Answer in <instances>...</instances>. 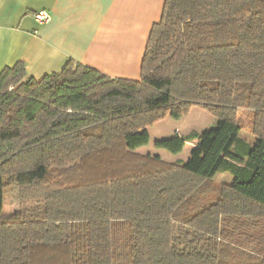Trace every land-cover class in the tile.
Wrapping results in <instances>:
<instances>
[{
    "label": "trees",
    "instance_id": "16d2710c",
    "mask_svg": "<svg viewBox=\"0 0 264 264\" xmlns=\"http://www.w3.org/2000/svg\"><path fill=\"white\" fill-rule=\"evenodd\" d=\"M199 106L216 127L156 140L149 128ZM251 111L250 143L239 109ZM228 173L230 184L212 185ZM0 264H264V0H166L141 79L70 60L0 72ZM2 196L0 192V207Z\"/></svg>",
    "mask_w": 264,
    "mask_h": 264
},
{
    "label": "crops",
    "instance_id": "0c3cea01",
    "mask_svg": "<svg viewBox=\"0 0 264 264\" xmlns=\"http://www.w3.org/2000/svg\"><path fill=\"white\" fill-rule=\"evenodd\" d=\"M165 2L0 0V72L24 61L27 76L41 79L74 60L112 78L140 80L150 33L162 18ZM40 11L50 13L47 22L35 19ZM172 129L168 138L179 126Z\"/></svg>",
    "mask_w": 264,
    "mask_h": 264
},
{
    "label": "rangeland",
    "instance_id": "374dc122",
    "mask_svg": "<svg viewBox=\"0 0 264 264\" xmlns=\"http://www.w3.org/2000/svg\"><path fill=\"white\" fill-rule=\"evenodd\" d=\"M238 120L241 124V137L250 143H255L257 137L252 132V116L251 111L245 108L239 109ZM219 123L218 119L215 118L211 113L205 109L194 106L190 114L183 117L182 120H175L167 117L165 120L160 121L151 128V140L147 147H145L141 153H151L154 155L161 156L164 161L174 162L177 158L187 162L191 157L192 148L186 146L184 151L180 155H173L164 149H157L155 147V141L166 139L170 135L171 129L178 125L179 129H174L175 133L182 136L189 134L192 131L204 132L211 128H214ZM150 129V128H149ZM173 130V129H172ZM162 132V134H161ZM177 156V157H176ZM234 180V177L228 173H218L212 176L211 184L221 185L230 184ZM4 187L0 190L2 196V202L0 207V214L3 217H8L20 208V186L12 183L9 178L4 181Z\"/></svg>",
    "mask_w": 264,
    "mask_h": 264
},
{
    "label": "built area",
    "instance_id": "2783aa9c",
    "mask_svg": "<svg viewBox=\"0 0 264 264\" xmlns=\"http://www.w3.org/2000/svg\"><path fill=\"white\" fill-rule=\"evenodd\" d=\"M35 19L39 23L47 22L50 19V13H48L47 11H40L35 14Z\"/></svg>",
    "mask_w": 264,
    "mask_h": 264
}]
</instances>
